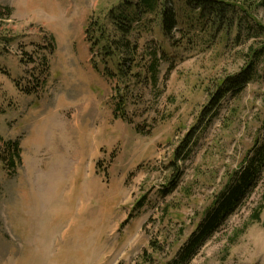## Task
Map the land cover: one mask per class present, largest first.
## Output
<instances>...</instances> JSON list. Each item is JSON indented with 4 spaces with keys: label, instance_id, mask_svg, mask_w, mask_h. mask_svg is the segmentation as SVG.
Wrapping results in <instances>:
<instances>
[{
    "label": "rangeland",
    "instance_id": "obj_1",
    "mask_svg": "<svg viewBox=\"0 0 264 264\" xmlns=\"http://www.w3.org/2000/svg\"><path fill=\"white\" fill-rule=\"evenodd\" d=\"M123 1L0 0L13 9L0 17V137L22 147L15 175L0 163V264H165L264 142V55L252 81L212 104L225 79L264 47V29L246 22L221 30L215 15L198 18L187 0H169L176 27L166 35L151 13L135 22L127 38L140 64L131 75H142L120 80V56L91 51L86 28L99 20L121 38L109 12ZM230 1L245 8L237 21L244 15L264 28L260 0ZM261 207L264 165L184 264H264V209L252 218Z\"/></svg>",
    "mask_w": 264,
    "mask_h": 264
},
{
    "label": "trees",
    "instance_id": "obj_2",
    "mask_svg": "<svg viewBox=\"0 0 264 264\" xmlns=\"http://www.w3.org/2000/svg\"><path fill=\"white\" fill-rule=\"evenodd\" d=\"M186 4L192 6L195 10H200L199 17L205 18L210 17V15H215L216 20L213 24L217 23L221 30L233 29V26H241L246 23L248 29L256 30V28H262V25L253 20L254 22L245 21L244 15H240L238 21V15L241 12H245V8L241 5L231 2L230 0H187ZM259 4L264 6V0H260ZM189 6V7H190ZM13 9L10 6H0V17L10 18L12 16ZM145 13H151L153 15L160 16L162 29L166 35H170L173 29L177 25V13L174 8L169 7V0H124L120 3L117 8H112L109 15L112 18L113 25L116 27L117 31L120 33L121 38H111L107 34L105 27L100 23V21H91L86 28L87 40L91 43V51H94L96 47L99 50H103L106 55H111L116 52L119 59L120 72L117 76L120 80L123 77L131 75L133 68L139 66V60L136 59V54L138 52V45L133 44L127 37L130 35L134 28L135 22H141ZM251 18V15L246 14V18ZM253 18V17H252ZM97 27V28H96ZM96 28L99 30V39H95L92 35V30ZM10 40V39H8ZM53 37L50 38V50H54ZM123 52V54L120 52ZM131 54L132 57L127 60L124 53ZM166 52L164 56L166 57ZM264 55V47L255 48L252 51V58L249 63L237 74L230 75L224 81V85H221L220 93L214 97L212 104H217L226 94L231 91H240L243 89L247 83L252 81L257 75V69L259 64L262 62V56ZM34 63L35 61H30ZM160 62L158 59H153L149 66L150 71L153 73L152 78L154 82L158 80V68ZM43 71L48 72L49 63L45 59L43 64ZM133 76H141L142 74L134 71ZM110 77L116 76L115 73L109 72ZM19 85V84H18ZM39 85V83H38ZM28 93L31 87H26ZM40 87L33 86V90L38 91ZM222 91V92H221ZM123 97V96H122ZM114 98V97H113ZM125 99L119 101L115 104L114 115L119 116V113L124 114L125 110ZM190 136L186 139L187 141ZM187 143V142H186ZM185 143V145H186ZM20 139L13 138H3L0 137V163L3 168L8 172L9 175H15L18 171L19 166L22 164V147ZM177 149L176 156L179 155L181 149ZM264 165V142L260 145H255L250 150L248 155L244 158L241 166L230 174L229 180L220 193L216 196L211 206H209L205 212L202 219L196 224L194 231L190 234L188 239L184 244L178 249L175 256L170 260L166 261L165 264H184L194 256L196 250L199 246L207 240L209 237L214 235L219 227L228 219L241 203V200L247 195V193L255 186V183L260 175ZM139 206L144 205V200H140ZM264 208H259L253 214V220L259 221L260 215ZM133 217L130 213L129 218L124 221L127 222Z\"/></svg>",
    "mask_w": 264,
    "mask_h": 264
},
{
    "label": "crops",
    "instance_id": "obj_3",
    "mask_svg": "<svg viewBox=\"0 0 264 264\" xmlns=\"http://www.w3.org/2000/svg\"><path fill=\"white\" fill-rule=\"evenodd\" d=\"M30 214H28V218H32V219L33 218H40V216L38 214H36L35 216L32 213H30ZM26 223H27V221H26Z\"/></svg>",
    "mask_w": 264,
    "mask_h": 264
}]
</instances>
